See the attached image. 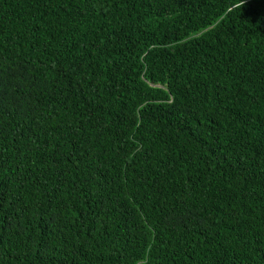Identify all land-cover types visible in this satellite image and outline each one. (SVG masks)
<instances>
[{
    "label": "trees",
    "instance_id": "1",
    "mask_svg": "<svg viewBox=\"0 0 264 264\" xmlns=\"http://www.w3.org/2000/svg\"><path fill=\"white\" fill-rule=\"evenodd\" d=\"M0 264H264V0H0Z\"/></svg>",
    "mask_w": 264,
    "mask_h": 264
}]
</instances>
